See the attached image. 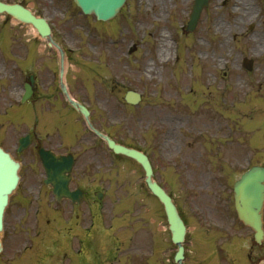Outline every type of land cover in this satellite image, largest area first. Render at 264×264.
I'll return each mask as SVG.
<instances>
[{"label":"rangeland","instance_id":"obj_1","mask_svg":"<svg viewBox=\"0 0 264 264\" xmlns=\"http://www.w3.org/2000/svg\"><path fill=\"white\" fill-rule=\"evenodd\" d=\"M5 1L21 2L51 23L55 39L71 53L67 78L72 95L91 108L96 127L149 152L155 177L173 194L188 224L186 260L204 264L212 251L204 248L215 244L218 225L239 222L233 210L235 180L249 162L264 164V50L255 49L256 37L264 39V1L250 0L254 18L247 17L228 33L223 52L219 43L224 33L214 35L213 29L217 17L232 26L227 21L231 0H210L192 32L185 29L194 0H126L113 19L102 22L83 14L73 0ZM2 33L7 49L2 47ZM160 35L170 54L162 58ZM245 56L254 59L251 71L242 66ZM5 61H10V102L16 105L28 69L37 75L45 63L57 68L58 54L32 26L0 15V64ZM130 88L142 94L137 105L124 102ZM48 103L53 104L38 96L10 111L18 115L10 122V137L16 135L10 150L22 130L56 135L41 133L48 125L42 111ZM73 114L59 120L69 137L78 135L75 146L82 153L77 175L87 163L96 177L93 186L108 193L101 210L104 224L115 216L120 228L149 225V218L155 220L158 213L157 227L170 241L165 214L159 201H153L141 167L130 158L114 156L81 117L73 124ZM82 133L86 140H80ZM100 175L107 179L99 181ZM16 201L13 196L6 214L0 264H10V211ZM120 201L124 204L117 211ZM172 248L168 245L167 251ZM118 262L117 257L111 264Z\"/></svg>","mask_w":264,"mask_h":264},{"label":"flooded vegetation","instance_id":"obj_2","mask_svg":"<svg viewBox=\"0 0 264 264\" xmlns=\"http://www.w3.org/2000/svg\"><path fill=\"white\" fill-rule=\"evenodd\" d=\"M43 70L49 71L43 74V78L51 79L52 86L47 83L48 89L42 90L39 95L41 81L33 74V94L37 99L39 96L53 103L42 108L48 125L41 133L48 130L56 135L47 133L45 137L44 134L27 129L23 135H31L29 146L21 152H14V157L21 161L22 172L26 169L27 174L22 173V180L16 192L17 201L11 215L13 221L10 223V264H95V258L108 261V254L113 252L108 248L115 243L117 249L114 250L113 261L118 257L119 264H174V256L167 251L166 240L159 239L155 234L157 232L153 233V230L148 235L140 236L134 230H129L128 233L119 230L118 235L115 232L108 234L110 243L106 239H96V210L102 209L106 192L101 191L102 198H98L97 189L93 186L96 178L87 163H84L82 174L77 175L75 166L82 151L73 148L74 143L71 141L66 144L59 141V138H63L62 128L58 119L55 120L62 115L63 108L56 103L60 98L55 92L56 84L59 87L58 73L51 68ZM30 75L32 74H27V80ZM0 146L10 153V61L0 64ZM42 148L57 155L74 157L70 188L82 190L79 202L70 198H55L51 185L46 182V169L40 155ZM101 179L102 177L99 181ZM78 182L84 184L79 185ZM22 209L25 215L29 216L27 220L25 215L21 216ZM100 214L101 222L104 223L105 218L102 212ZM236 219L238 220L237 217ZM80 220H83V223ZM238 223L239 229L236 228ZM220 225L222 229L219 231V258L231 254L232 264L264 263V239L261 244H256L252 229L240 222ZM102 226L105 229V225ZM109 229L113 230L112 225Z\"/></svg>","mask_w":264,"mask_h":264},{"label":"water","instance_id":"obj_3","mask_svg":"<svg viewBox=\"0 0 264 264\" xmlns=\"http://www.w3.org/2000/svg\"><path fill=\"white\" fill-rule=\"evenodd\" d=\"M76 3L83 9L85 13L94 12L98 19L106 20L112 18L119 11L125 0H75ZM209 0H196L193 8V12L190 15V21L187 30L192 31L197 25L198 19L202 12V9L206 7ZM6 12L16 19L32 24L40 33V35L46 38L50 44H55L51 37V30L47 21L42 17L35 16L28 8L21 4H7L0 1V13ZM61 51V67H64V51ZM244 66L248 69H252L253 60L244 59ZM64 92L72 104L78 108L86 117L90 128L100 137H102L108 143V146L114 150L115 153L124 154L131 158H134L139 162L146 173V184L148 188L160 199L164 204L165 211L170 224V230L172 232V240L178 246L176 252L175 261L178 264H184V246L183 242L186 234V227L179 215L178 209L173 202L172 198L166 193V191L153 179V170L151 163L146 154L143 152L126 147L124 145L116 143L108 135L103 134L90 123L89 112L84 106L78 102L72 100L67 92L66 86L62 85ZM30 93V92H29ZM140 99L139 94L131 91L126 95V100L131 103H136ZM27 140L22 139V147L26 144ZM63 164V163H62ZM71 161L67 163V169H70ZM19 163L16 162L11 155L0 148V234L4 227V211L8 204L9 195L16 188L19 180L18 170ZM49 171L53 168L52 163L46 165ZM60 167H56L58 169ZM54 185V191L59 192L67 191V182L63 183V186H59L58 182L52 181ZM235 203L236 209L240 219H242L247 225L251 226L256 232L257 241H261L263 237L262 228V207L264 202V168L254 166L247 172H245L241 179H239L235 186ZM2 251V243L0 241V252Z\"/></svg>","mask_w":264,"mask_h":264},{"label":"bare ground","instance_id":"obj_4","mask_svg":"<svg viewBox=\"0 0 264 264\" xmlns=\"http://www.w3.org/2000/svg\"><path fill=\"white\" fill-rule=\"evenodd\" d=\"M233 4V9L228 14V22H232V26H227L224 22L218 20L219 18H216V24L215 29H213L214 35H219L221 33H224V38L219 43V49L223 52L225 48L228 46V40L227 36L228 33H231L236 26H240L246 23V18L253 16L254 18V11L253 7H251L250 0H231ZM160 49H161V58L163 56L170 55L169 49L166 41H164V35H160ZM263 49L264 50V39L260 38L259 36L256 37V45L255 49ZM160 58V61H161ZM21 87V85H20Z\"/></svg>","mask_w":264,"mask_h":264}]
</instances>
